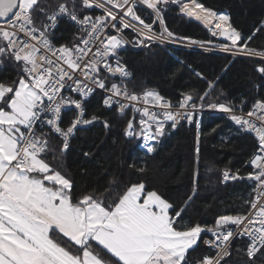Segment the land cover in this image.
Wrapping results in <instances>:
<instances>
[{
	"label": "snow or ice",
	"instance_id": "snow-or-ice-1",
	"mask_svg": "<svg viewBox=\"0 0 264 264\" xmlns=\"http://www.w3.org/2000/svg\"><path fill=\"white\" fill-rule=\"evenodd\" d=\"M172 3H179L181 12L208 26L213 36L227 38L231 43L220 45L224 52L264 61V51L248 46L256 32L264 31V21L245 38L232 26L228 14L214 12L198 0H65L51 15L38 0H0L4 21L0 24V58L14 60L20 68L15 81L0 82V264H190L187 254L206 232L213 238L204 243L217 249L216 256L205 255L197 264H221L236 236L248 237L249 259L264 249V99H256L246 112L242 103L240 114L235 105H208L228 113L241 131L254 133L258 141L248 161L253 168L247 174L253 182L252 198L246 201L249 211L220 215L212 226L184 223V208L172 211L173 204L156 190H147L143 182L132 183L107 203L106 197L91 193L76 198L73 182L46 162L52 151L51 133L62 138L60 151L66 152L78 126L99 119L95 115L85 118V102L97 88L109 93L103 99L105 107L115 104L121 115L129 108L139 114L138 120L135 116L128 119L124 135L142 137L147 153L156 150L169 122L175 129L186 120L196 127L199 155L201 122L196 115L204 108L208 93L199 96V104L192 94L183 93L175 110L157 91L130 94L123 78L131 73L118 58L123 45L133 42L125 39L126 29L136 33L134 42L141 45L169 39L198 43L189 37L176 38L165 25L164 6ZM143 5L155 16L151 23L137 14ZM93 9L102 14L93 15ZM34 12L44 13L50 23L41 22L38 27ZM65 17L78 26L79 35L71 46H56L50 36L58 20ZM157 22L162 29L159 34L153 31ZM111 58H116L115 63ZM255 71L264 78V66ZM117 75L120 83L111 82L109 87L106 81ZM139 101L145 106L136 107ZM148 105L161 111H152ZM70 106L76 110L75 118L63 128L62 111H71ZM104 127H109L107 121ZM237 179H243L239 171H222L224 183ZM195 194L194 187L185 207Z\"/></svg>",
	"mask_w": 264,
	"mask_h": 264
},
{
	"label": "trees",
	"instance_id": "trees-1",
	"mask_svg": "<svg viewBox=\"0 0 264 264\" xmlns=\"http://www.w3.org/2000/svg\"><path fill=\"white\" fill-rule=\"evenodd\" d=\"M38 2L49 14L65 0ZM198 2L215 10H227L231 24L245 38L252 35L264 21V0ZM91 12L96 15L99 10L93 9ZM137 14L146 23L151 21V15L141 8ZM162 15L165 25L174 35L212 40L199 21L171 4L164 6ZM33 16L39 27L46 19L44 13L40 12H34ZM124 33L135 40L130 30L126 29ZM78 35L79 31L69 22L60 20L51 40L58 46H71ZM248 46L264 50V31L256 32L248 41ZM119 56L131 73L130 77L123 78L127 90L131 92L153 89L171 101H178L183 93H190L198 104L201 103L199 96L207 92L203 104L216 101L239 108L243 103L244 110L256 99H264V78L255 71L261 63L255 60L159 44H148L138 49L124 48ZM18 72L20 68L14 60L0 58V82L10 84L17 79ZM120 80L112 79L106 83L110 87L111 82L120 83ZM209 82L213 87L209 88ZM101 101L102 93L95 91L86 100L85 109L88 115L104 118L109 127L96 124L78 129L66 152L60 151L59 140L50 134L49 147L52 151L48 153L46 162L73 182L76 198L91 193L106 197L107 203L132 183L143 182L147 190H156L172 203V211L184 208V223L212 226L220 215L248 212L250 205L246 201L252 198L253 182L240 179L222 183L221 170L239 171L241 176L252 171L248 161L256 149V141L250 133L236 128L223 115L197 113L196 118L201 122L198 156L195 151L196 127L190 123H182L175 129L167 124L166 135L160 139L156 150L149 154L137 147L140 137L127 138L124 135L126 123L132 115L130 109L124 115H119L113 109L102 107ZM70 115L67 112L64 121ZM213 128L216 131L213 132ZM222 136L227 138L223 139ZM140 168H144V171H139ZM194 187L196 194L185 207V201ZM207 235V232L202 233L198 246L189 250L190 264H197L201 256L209 252L203 243ZM93 247L97 249L95 243ZM246 248L245 239L233 240L230 254L221 264H264V249L249 259ZM101 255L110 257L105 252Z\"/></svg>",
	"mask_w": 264,
	"mask_h": 264
},
{
	"label": "built area",
	"instance_id": "built-area-1",
	"mask_svg": "<svg viewBox=\"0 0 264 264\" xmlns=\"http://www.w3.org/2000/svg\"><path fill=\"white\" fill-rule=\"evenodd\" d=\"M183 2H185V3H190V0H183ZM171 5L175 6L177 9L180 10V4H179V3H172ZM58 6H59V5H58ZM58 6H56L55 8H53L52 11H51L48 15H51L54 11H58ZM205 7H206V6H205ZM140 8L143 9L146 13H149V14L151 15V21L149 22V23H151V22L155 19V16L152 14V10H151V9H147V6H146V5H143V6H141ZM206 8L211 9L212 11L217 12V13H225V14H228V15H229V13L227 12V10H215V9H212V8H209V7H206ZM98 10H99V9H98ZM116 11H119V10H116ZM180 11H181V10H180ZM98 14H102V10H99V13H98ZM98 14H96V15H98ZM141 18H142V17H141ZM190 18H191V17H190ZM126 19H130V18H126ZM192 19H195V18H192ZM60 20H66V21L69 22V23H70V24H71V25H72L77 31H79L78 26H77L74 22H72L70 19H68L67 17H65V18H63V19H60ZM60 20H58V22H59ZM195 20H196V19H195ZM58 22H57V24H58ZM199 22H200V23H201V24L207 29L209 35L212 37V40H209V41L212 42L211 44H207V43H205V44L202 45V44L199 43V42H206L207 40L191 38V40H195V41H197L198 43L193 44V43H191L189 40H183V41H180V40H178V39H169V40H165V41H146L144 45H141V44H137V43H135V42L133 41V39L129 38V37L127 36V34L124 33L125 39L128 40V41H133V42H131V43H125V44L123 45V47L121 48V50H123L124 48L138 49V48H141V47H143V46H145V45H148V44H159V45L166 46V47L180 48V49H185V50H195V51H201V52H206V53H216V54L226 55V56H229V57H240V58L251 59V60H255V61H258V62L261 63V64L257 65L256 68H257L258 66H263L262 64H264V61H262L259 57H250V56L242 55V54L233 55L232 53H226V52H224V51L220 48V45H221V44H225V43L230 44L231 42H230L229 40H227V38H225V37H221V36H213L212 33H211V31L209 30V27H208V26H205L201 21H199ZM230 22H231V21H230ZM3 23H4L3 20L0 21V24H3ZM43 23H50V21H48L47 19H45V21H44ZM135 23L137 24V26H139L138 22H135ZM232 26H233V25H232ZM38 27H39V26H38ZM56 27H57V26H56ZM56 27H55V30H56ZM233 27H234V26H233ZM234 28H235V27H234ZM55 30H54V32H55ZM128 30H130L132 33H134L135 38H136V33L133 32L131 29H128ZM161 30H162V29H161V25L159 24V22L153 24V31H154V32H156L157 34H159V33L161 32ZM54 32L51 34V36L54 34ZM112 33L115 34V31L112 30ZM51 36H50V39H51ZM174 36H175L176 38H179V37H185V36H178V35H174ZM52 42H53V41H52ZM53 43H54V42H53ZM54 44H55V43H54ZM55 45L58 46L57 44H55ZM252 49H255V48H252ZM121 50H120V51H121ZM255 50H257V51H264V50H260V49H255ZM120 51H119V52H120ZM118 58H119L120 62H121L123 65H125V64L121 61L119 54H118ZM115 59H116V58H111V59H110V62L115 63ZM112 79H120V77L117 75L116 77H113ZM146 90H153V89H146ZM146 90H145V91H146ZM95 91H99V92L102 93V101H101V105H102V107H104V108H106V109H113L117 114L121 115L120 112H119V110H118L117 105L113 104V106H112L111 108H107V107L104 106V104H103V99L105 98L106 95H109V93H107V92L104 91V90L98 89V88H97ZM95 91H94V92H95ZM154 91H155V90H154ZM128 92H129L130 94L135 93V92H131V91H128ZM143 92H144V91H143ZM143 92H141V93H135V94L142 95ZM72 95L74 96V98H78V97L76 96V94H72ZM91 95H92V94H91ZM90 97H91V96H90ZM90 97H89V98H90ZM163 97H164V96H163ZM89 98H88V99H89ZM164 98H165V100L170 101V102L172 103V105L174 106V110H175V106H177V104H178V101H179L180 99H182V97H181V98H179L178 101H171V100H170L169 98H167V97H164ZM88 99H87V100H88ZM124 102L127 103V101H124ZM254 102H255V101H253V102L251 103V105H252ZM212 103H217V104H219V103H224V102L208 101V102L204 103V108H203L202 110H199L197 113H210V114H214V115H223L226 119H228V120L230 121V123H232L233 126H235L236 128L239 129V126L235 125L234 122L231 121V120L229 119V114H228V113L221 112L219 109H212V108L208 107V105H210V104H212ZM225 104H226V103H225ZM251 105H250V107H251ZM144 106H145V105L143 104L142 101L136 102V107H144ZM148 106L150 107V109H151L152 111H157V112H160V111H161V110H160L159 108H157V107H153V106H151V105H148ZM70 107H71V111H62V118H61L60 124H61V127H63V128H66V127H67L68 125H70V123H71V122H70L68 125H65V124H64V117H65V114H66L67 112L72 113V115H73L72 119L75 118L76 110H75L74 106H70ZM250 107H249V108H250ZM249 108H248V109H249ZM129 109H130V112L132 113L131 117L135 116V117L139 118V114H138V113L133 112V111L131 110V108H129ZM248 109H246V110L243 109V111L246 112ZM85 110H86V109H85ZM240 110H241L240 107H239V108H236L237 114H240ZM126 111H127V110H126ZM126 111H125V112H126ZM91 116H93V115H88L87 112L85 111V118H91ZM161 119H162V116H161ZM182 123H188V122H187L186 120H181V121L177 124V127H178L180 124H182ZM96 124H104V118H100V117H99V119H98L97 121L93 122L92 124H90V125H86V126H83V127L78 126V129H85V128L91 127V126H93V125H96ZM126 124H127V123H126ZM169 125H170V122H169ZM78 129H77V130H78ZM77 130H76V131H77ZM45 131H47V129H45ZM76 131H75V132H76ZM244 132H245V131H244ZM248 133H249V132H248ZM51 134L54 135V136L59 140L60 145H61V148H62V144H63L62 138L59 137L58 134H55V133H51ZM250 134L255 138V134H254V133H250ZM73 136H74V135H73ZM73 136L70 138V140H69V144H70L71 139L73 138ZM222 137H223V139H226V138H227V136H222ZM255 141H256V147H257V143H258V141H257L256 138H255ZM143 145H144L143 138L140 137V140H139V142H138L137 147H138L141 151L147 153V152H146V149L143 147ZM255 150H256V149H255ZM254 152H255V151H254ZM252 155H253V154H252ZM250 167H251V166H250ZM224 169H225V168H224ZM224 169L221 170V181H222V183H224L223 180H222V171H223ZM251 169H252V171H253V168H252V167H251ZM231 172H232V171H231ZM232 173H235V172H232ZM240 177H243V179H247V175H246V176H241V175H240ZM237 180H240V179H237ZM231 181H234V180H229L228 182H231ZM248 211H249V210H248ZM212 238H213V237H212V234H211V233H208V235L203 239V243H204L205 240L212 239ZM235 239H245V240L247 241V246H248L249 239H248L247 236H236ZM235 239H233V240H235ZM233 240L231 241V243L233 242ZM231 243H230V245H231ZM230 245H229V247H228V249H227L228 251H229ZM204 246L209 250V252H208V253H204V254L201 256V259H202L205 255H209V256H213V257L216 256L217 249H215V248H211V247L207 246L205 243H204ZM246 250H247V248H246ZM226 257H227V256H225L224 259H225ZM224 259H223V260H224Z\"/></svg>",
	"mask_w": 264,
	"mask_h": 264
},
{
	"label": "bare ground",
	"instance_id": "bare-ground-1",
	"mask_svg": "<svg viewBox=\"0 0 264 264\" xmlns=\"http://www.w3.org/2000/svg\"><path fill=\"white\" fill-rule=\"evenodd\" d=\"M72 117H73V115H72V113H71V115H70V117L68 118V120H65V121H64V124H65V125H68V124L71 122Z\"/></svg>",
	"mask_w": 264,
	"mask_h": 264
},
{
	"label": "water",
	"instance_id": "water-1",
	"mask_svg": "<svg viewBox=\"0 0 264 264\" xmlns=\"http://www.w3.org/2000/svg\"><path fill=\"white\" fill-rule=\"evenodd\" d=\"M3 19H0V21H2Z\"/></svg>",
	"mask_w": 264,
	"mask_h": 264
},
{
	"label": "crops",
	"instance_id": "crops-1",
	"mask_svg": "<svg viewBox=\"0 0 264 264\" xmlns=\"http://www.w3.org/2000/svg\"><path fill=\"white\" fill-rule=\"evenodd\" d=\"M110 255V254H109Z\"/></svg>",
	"mask_w": 264,
	"mask_h": 264
}]
</instances>
